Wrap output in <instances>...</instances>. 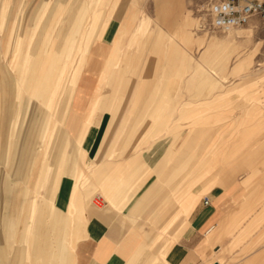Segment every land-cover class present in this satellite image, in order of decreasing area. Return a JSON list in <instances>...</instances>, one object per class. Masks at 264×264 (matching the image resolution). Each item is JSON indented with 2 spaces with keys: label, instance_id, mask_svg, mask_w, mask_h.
I'll list each match as a JSON object with an SVG mask.
<instances>
[{
  "label": "rangeland",
  "instance_id": "obj_1",
  "mask_svg": "<svg viewBox=\"0 0 264 264\" xmlns=\"http://www.w3.org/2000/svg\"><path fill=\"white\" fill-rule=\"evenodd\" d=\"M215 1L218 0H10L6 10L0 11V72L13 86L8 102H4L0 91V264H17L18 248L26 243L32 250L37 239L43 248L51 244V249L58 251L59 242L67 235L62 213L57 212L53 219L47 209L40 212L38 207L52 198L55 204L56 179L49 192L41 187L32 208L29 207L32 190L25 206L16 212L5 201L6 179L13 189L27 185L18 171L24 164L30 167L32 157L41 148L37 130L40 127L42 130L48 108L41 101L30 99L25 91L22 98L16 97L15 87L22 77V73L17 77L13 65L15 39L19 35L24 38L19 56L21 72L28 59L41 58L51 43L57 49L62 38L74 36L79 25L78 40L83 30L88 35L94 26L91 39L82 47L85 56H92L103 25L113 18L125 19L131 10L134 26L119 51L118 62L108 64L110 70L104 84L105 103L115 105L121 117L110 163L122 165L137 155L142 157L144 151L154 146L162 152L171 149L174 156L165 167L168 170L164 178L179 173L182 175L178 177L187 183L198 177L201 186L214 178H223L204 174L203 167L211 165L215 150L223 153L222 160L216 161L217 167L241 172L255 167V140L264 135V127L246 125L254 121L257 109L264 111V19L256 17L248 25L235 29L243 37L234 38L211 26L209 9ZM54 4L62 9L58 15L62 21L55 28L51 22L57 9L50 12ZM13 18L21 25L10 32ZM141 24L143 30L132 40L131 35ZM249 28L253 29L250 36ZM130 39L134 42H129ZM159 45L162 51L156 47ZM112 48L109 45L110 52ZM253 53L251 63L235 72L237 64ZM70 95L68 86L56 97L53 116L57 120L56 129H62L60 119L66 115ZM260 117L262 121L264 113ZM26 155L32 156L26 160ZM192 168L196 169L193 176ZM255 173L251 178H255ZM136 177L129 173L127 186ZM91 181L94 183L96 177ZM99 194L104 193L97 188L89 199L95 208ZM10 222L12 227L6 231L5 225ZM162 226L145 224V231L151 230L144 241L143 253L148 255L140 257L139 264H151L149 253L159 245L156 238ZM76 248L77 244L72 264H77Z\"/></svg>",
  "mask_w": 264,
  "mask_h": 264
},
{
  "label": "crops",
  "instance_id": "obj_2",
  "mask_svg": "<svg viewBox=\"0 0 264 264\" xmlns=\"http://www.w3.org/2000/svg\"><path fill=\"white\" fill-rule=\"evenodd\" d=\"M1 1L0 11H5L10 0ZM61 10L57 4L50 8L56 15L51 22L54 28L62 21L58 18ZM132 16L129 10L125 19L113 18L104 24L92 56H85L82 47L91 39L94 26L88 35L83 30L78 40L79 25L74 36L62 38L58 54L51 43L41 58L28 59L21 72L19 56L24 38L19 35L15 39L13 65L17 77L22 73L15 87L16 97L22 98L25 91L30 99L41 101L48 108L42 130L41 127L37 130L41 148L34 153L30 167L24 164L18 171L27 185L13 189L6 179V205L18 211L25 206L32 190L34 194L29 200L32 208L41 187L49 192L56 179L55 204L52 198L38 207L40 212L47 209L53 219L57 212L62 213L64 230L70 236V240L67 235L61 239L58 251L51 249V244L43 248L40 239L32 250L25 243L18 248L17 264H72L76 244L77 264H139L140 257L148 255L143 253L146 235L151 233L150 229L145 231L147 222L163 225L156 238L159 245L149 253L151 264H264V135L255 140V167L245 172L217 167L216 161L222 160L223 153L215 150L211 165L203 167L204 174L223 178H214L202 186L198 177L187 183L178 177L182 175L179 173L164 178L168 170L165 167L174 156L171 149L162 152L154 146L144 151L142 157L137 155L122 165L110 163L121 117L115 105L105 103L104 84L110 70L108 64L118 62L119 51L129 39L134 26ZM16 25L19 28L21 23L17 24L13 18L10 32ZM141 30L142 24L131 39L135 40ZM248 30L250 36L253 29ZM230 34L234 38L243 37L239 30ZM8 38L9 43L11 35ZM131 39L129 42H134ZM109 45L113 47L111 52ZM156 47L162 49L160 45ZM254 54L237 64L234 71H242ZM9 81L0 72L4 102L10 100L13 90ZM68 86L70 102L65 117L60 119L62 129H56L57 120H53L56 97ZM263 113L257 109L254 121L246 127L263 128L264 119L259 121ZM29 156L32 155H26V160ZM191 170L192 175L196 169ZM219 171L224 173H214ZM254 171L255 178H251ZM129 173L137 176L131 186H127ZM92 177H96L94 183ZM97 188L109 202L104 208L89 203ZM11 224L6 223V231Z\"/></svg>",
  "mask_w": 264,
  "mask_h": 264
},
{
  "label": "built area",
  "instance_id": "obj_3",
  "mask_svg": "<svg viewBox=\"0 0 264 264\" xmlns=\"http://www.w3.org/2000/svg\"><path fill=\"white\" fill-rule=\"evenodd\" d=\"M209 14L214 29L229 33L248 25L256 17L264 19V0H218L211 4ZM94 204L105 205L106 201L99 194Z\"/></svg>",
  "mask_w": 264,
  "mask_h": 264
},
{
  "label": "bare ground",
  "instance_id": "obj_4",
  "mask_svg": "<svg viewBox=\"0 0 264 264\" xmlns=\"http://www.w3.org/2000/svg\"><path fill=\"white\" fill-rule=\"evenodd\" d=\"M251 30H252V29H251ZM251 30H250V31H251ZM248 31H249V30H248ZM231 32H232V31H231ZM229 33H230V32H229ZM100 206H102V205H100Z\"/></svg>",
  "mask_w": 264,
  "mask_h": 264
}]
</instances>
